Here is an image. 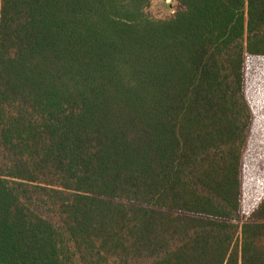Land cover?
<instances>
[{"label": "trees", "instance_id": "1", "mask_svg": "<svg viewBox=\"0 0 264 264\" xmlns=\"http://www.w3.org/2000/svg\"><path fill=\"white\" fill-rule=\"evenodd\" d=\"M247 55L264 0H0V264H264Z\"/></svg>", "mask_w": 264, "mask_h": 264}, {"label": "crops", "instance_id": "2", "mask_svg": "<svg viewBox=\"0 0 264 264\" xmlns=\"http://www.w3.org/2000/svg\"><path fill=\"white\" fill-rule=\"evenodd\" d=\"M245 96L250 106L252 120L243 153L242 173L248 169L252 189L257 188L256 191H261L264 190V89L256 90L252 98L247 97L246 93Z\"/></svg>", "mask_w": 264, "mask_h": 264}, {"label": "rangeland", "instance_id": "3", "mask_svg": "<svg viewBox=\"0 0 264 264\" xmlns=\"http://www.w3.org/2000/svg\"><path fill=\"white\" fill-rule=\"evenodd\" d=\"M171 0H167L170 2ZM264 89V56H246L245 61V83L244 91L247 97H253L256 90ZM243 190L241 196V219L245 220L246 217L252 212L255 206L264 196V190L256 191L251 187V176H249L248 169L243 171ZM258 186V185H257ZM253 190V191H252Z\"/></svg>", "mask_w": 264, "mask_h": 264}]
</instances>
